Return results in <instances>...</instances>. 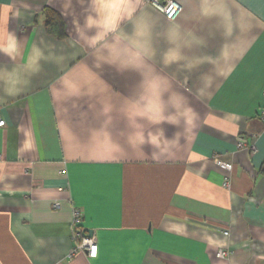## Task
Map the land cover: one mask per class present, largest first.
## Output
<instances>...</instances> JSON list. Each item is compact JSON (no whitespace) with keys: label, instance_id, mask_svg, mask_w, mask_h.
Masks as SVG:
<instances>
[{"label":"crops","instance_id":"obj_1","mask_svg":"<svg viewBox=\"0 0 264 264\" xmlns=\"http://www.w3.org/2000/svg\"><path fill=\"white\" fill-rule=\"evenodd\" d=\"M177 1L169 20L131 0V22L89 48L87 0H0L20 47L0 66L34 46L62 57L0 99V264H264V0ZM173 44L182 62L166 67ZM149 87L153 115L190 104L191 122L140 120L131 101ZM140 125L175 139L141 151ZM74 229L95 238V257L72 252Z\"/></svg>","mask_w":264,"mask_h":264},{"label":"clouds","instance_id":"obj_2","mask_svg":"<svg viewBox=\"0 0 264 264\" xmlns=\"http://www.w3.org/2000/svg\"><path fill=\"white\" fill-rule=\"evenodd\" d=\"M130 2L131 0H87L88 7L91 10L85 15L83 27L92 33L88 37L89 48H95L109 34L117 31L121 21L128 19L131 22V16L127 14V5ZM10 11V7H5V21L9 18L8 14ZM17 15L18 13H12L13 18ZM173 49L164 53L162 63L166 67L172 64L179 65L182 62L183 47L175 49V45L173 44ZM0 54L7 56L10 60H15V57L20 54L19 38L14 31L7 28L6 23L3 27H0ZM50 58L62 59V57L56 56L55 51H46L43 47L34 46L22 64L14 65L11 69H5L0 66V99L14 97L24 91L31 84L32 76L41 71V62H46ZM96 59L100 61L98 66L109 63L101 57H96ZM110 66L115 67L118 72L128 70L116 64H110ZM141 83H143V78ZM174 95L181 97L182 101L186 100V97L182 93L176 92ZM152 102L153 96L150 87L145 89L144 93L137 97L136 100L131 101V103L140 106L139 119L147 121L150 125L155 126L168 123L174 127H178L181 122L190 123L192 120L190 113H194V110L190 104L187 107H183V104L173 105L171 113L165 114L163 109H160L158 115H153ZM133 136L141 151H143V146L146 144L164 151L166 143L175 139V136L172 138L167 137L162 128L158 131H153L151 128L145 129L143 125L139 126V129L133 133ZM161 137L164 138L163 141Z\"/></svg>","mask_w":264,"mask_h":264},{"label":"built area","instance_id":"obj_3","mask_svg":"<svg viewBox=\"0 0 264 264\" xmlns=\"http://www.w3.org/2000/svg\"><path fill=\"white\" fill-rule=\"evenodd\" d=\"M145 2L151 3L153 6H155L159 11H161L165 17L169 20H175L178 15L180 14L182 10V5L177 1V0H143ZM259 118L263 122L264 125V108L259 110ZM4 124V120L0 119V126ZM237 148H243V147H248L250 149L254 150V144H249L247 143L246 139L243 137H239L237 144ZM217 163H219L222 167H224L227 170H231L232 164L227 163V162H222L218 159H215ZM225 186L228 185V179L226 178L223 182ZM54 207H57L59 204L58 202H55ZM72 225L77 226L80 224L83 215L82 211L74 207L72 209ZM224 235L228 234V231H223ZM72 237L75 240V246L72 252L80 249V250H85L87 252V256L89 257H95L96 256V249H97V244L96 240L93 236H87L81 234L78 230L74 229L72 232ZM228 255V251L224 249L223 247H219L217 249V256L220 258H225Z\"/></svg>","mask_w":264,"mask_h":264},{"label":"water","instance_id":"obj_4","mask_svg":"<svg viewBox=\"0 0 264 264\" xmlns=\"http://www.w3.org/2000/svg\"><path fill=\"white\" fill-rule=\"evenodd\" d=\"M90 236V235H89Z\"/></svg>","mask_w":264,"mask_h":264}]
</instances>
